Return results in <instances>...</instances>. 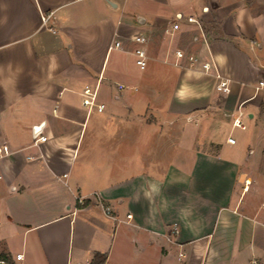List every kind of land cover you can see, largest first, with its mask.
Masks as SVG:
<instances>
[{
    "label": "crops",
    "instance_id": "crops-1",
    "mask_svg": "<svg viewBox=\"0 0 264 264\" xmlns=\"http://www.w3.org/2000/svg\"><path fill=\"white\" fill-rule=\"evenodd\" d=\"M217 9L221 28L211 0H0V259L18 242L13 264H264V173L245 172L264 153V0Z\"/></svg>",
    "mask_w": 264,
    "mask_h": 264
},
{
    "label": "built area",
    "instance_id": "built-area-1",
    "mask_svg": "<svg viewBox=\"0 0 264 264\" xmlns=\"http://www.w3.org/2000/svg\"><path fill=\"white\" fill-rule=\"evenodd\" d=\"M189 22H194L200 25V21L192 16L187 18ZM48 20V17L44 18V21L46 22ZM179 28V24L175 23L173 25V29L177 30ZM134 41L138 43L140 46L136 48L135 50V55H136V64L137 66L144 70L147 67V51L144 47V44L146 43V37L144 35H136L134 37ZM121 44L120 42L116 43V47H120ZM176 55L179 59H182L184 57V53L182 51H176ZM189 60L191 63H194L196 61V58L194 56H189ZM204 69L207 71L210 68V63H204L203 64ZM217 79H218V84H217V89L222 92V93H227L229 91V85L230 81L229 79L223 77L221 74L217 73ZM119 90L125 89V85L119 84L118 85ZM256 91L264 90V80L259 81V83L255 87ZM83 105L86 107H89L92 109V107H96L98 111H103L105 108V105L97 103V93L96 91H91L90 89H85L83 92ZM233 126L234 127H241L242 126V120L240 117H236L233 121ZM47 140L46 136H40L35 140V144L39 142H44ZM228 142L231 144L236 143V139L232 136L228 137ZM9 148L8 145L4 144L0 146V157L8 154ZM245 184L247 185L249 183V180L244 181ZM247 187V186H246ZM263 207H264V202H263ZM105 211L107 214H110V208L105 207ZM130 216V215H129ZM23 260V254H17L16 255V261H22ZM0 264H7V262L3 259H0Z\"/></svg>",
    "mask_w": 264,
    "mask_h": 264
},
{
    "label": "rangeland",
    "instance_id": "rangeland-1",
    "mask_svg": "<svg viewBox=\"0 0 264 264\" xmlns=\"http://www.w3.org/2000/svg\"><path fill=\"white\" fill-rule=\"evenodd\" d=\"M219 2H220V0H211V7H212L211 11L213 13V17L212 18L213 19L216 18V19H214V22H211V23L213 25H216V27H218V28L220 27L221 28L222 24L219 22L220 21L219 20V18H220L219 16H221V14H223V11L225 12V9H222L220 11L217 9V4ZM210 15H211V13H208V17L204 18V21L208 22L209 18L211 17ZM229 28H231V25L228 24V23H225L223 21V31L224 32L228 31ZM241 133L242 132L239 129L234 131L235 136H239ZM259 138L261 139V141H260L261 144L264 145V134L262 136H260ZM255 168H256L257 172H260L261 174L264 173V153H261V156L258 158L256 166H252L251 163H250L248 169H246L245 172H247L250 176H252V170L255 169ZM253 173L256 174L255 170L253 171ZM246 178H247V174L245 175L244 179H246ZM19 251H22L20 243L15 242L12 246H10L9 252H11L14 256H16L17 252H19ZM9 260L11 261L12 259L9 258ZM15 260H13V261H15ZM13 261H11V262H13ZM7 264H9V263H7Z\"/></svg>",
    "mask_w": 264,
    "mask_h": 264
},
{
    "label": "trees",
    "instance_id": "trees-1",
    "mask_svg": "<svg viewBox=\"0 0 264 264\" xmlns=\"http://www.w3.org/2000/svg\"><path fill=\"white\" fill-rule=\"evenodd\" d=\"M2 258H3V260H5L7 263H9V264H13V263L9 260V257H8V256H2ZM2 258H1V259H2ZM105 260H106V255L97 253V254H95V256H94V258H93L91 264H104Z\"/></svg>",
    "mask_w": 264,
    "mask_h": 264
},
{
    "label": "water",
    "instance_id": "water-1",
    "mask_svg": "<svg viewBox=\"0 0 264 264\" xmlns=\"http://www.w3.org/2000/svg\"><path fill=\"white\" fill-rule=\"evenodd\" d=\"M110 2V1H109ZM111 3V2H110Z\"/></svg>",
    "mask_w": 264,
    "mask_h": 264
}]
</instances>
